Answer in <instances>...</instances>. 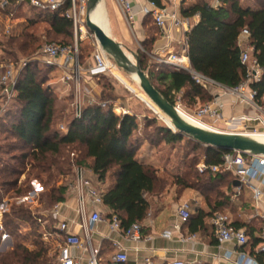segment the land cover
I'll return each mask as SVG.
<instances>
[{
  "label": "trees",
  "instance_id": "16d2710c",
  "mask_svg": "<svg viewBox=\"0 0 264 264\" xmlns=\"http://www.w3.org/2000/svg\"><path fill=\"white\" fill-rule=\"evenodd\" d=\"M9 1V9L14 10L17 18L25 20L14 35L0 40V59H29L43 43H50L44 41L43 35L31 32L40 26L60 39L57 45L74 46L72 22L64 17L67 5L50 13L24 3L15 9L16 0ZM148 1L161 6V0ZM240 1L216 0L218 5L213 7L208 2L197 0L182 8L183 18L199 17L198 23L186 33V56L193 72L225 88H234L243 82L246 75L239 59L237 38L242 29H247L249 43L253 47L252 57L262 69L261 81L251 88L257 91L264 107V0H251V4L246 6H242ZM82 43L78 38L79 63L88 57H84ZM137 55L147 79L174 107L175 95L182 92L189 99L202 101L206 98V104L211 102L209 91L197 84L189 72L163 64L157 69L148 68L143 55ZM53 71L54 68L29 63L19 75L14 99L0 117V203L5 197L18 199L27 196L32 191L30 179L41 187L40 204L46 201L53 207L64 203L69 198L68 187L73 183V168L83 167L92 172L93 182L101 192L102 206L109 212L107 219L115 215L124 230L140 223L146 217L149 199L161 195L166 185L153 167L136 157L139 148L133 136L139 128L138 116L132 112L131 115H114L111 104L115 98L111 91L105 92V85L99 86L100 80L108 77L98 76L92 79L100 90L97 103L84 106L79 119L74 117L72 92L68 95L70 108L62 123L66 133L61 132L59 121L63 117L59 114L63 110L57 111L56 97L49 85ZM102 102L107 104L106 108L99 106ZM118 111L115 108V112ZM169 129H162L166 143L173 144L188 138L194 143V149L202 150L207 166L221 164L227 151L202 146ZM200 160L195 164L194 176L188 173L177 179L174 185H178L179 190L195 191L204 198L209 212L197 209L186 221L201 229L205 219H210L215 213L225 214L232 207L231 192L238 183L229 173L206 171L199 174L197 165ZM22 176L24 179L21 181ZM60 181L63 183L59 184ZM38 216L24 203L8 207L3 225L13 241V248L0 254V264H56L57 256L49 257L51 245L43 241L41 228L36 224ZM39 218L45 222L43 217ZM45 219L44 229L49 233L56 232V222L50 216ZM232 225L236 229H246V250L252 254L259 242L263 223L250 220L248 223L235 221ZM256 257L261 259L260 255Z\"/></svg>",
  "mask_w": 264,
  "mask_h": 264
},
{
  "label": "built area",
  "instance_id": "2783aa9c",
  "mask_svg": "<svg viewBox=\"0 0 264 264\" xmlns=\"http://www.w3.org/2000/svg\"><path fill=\"white\" fill-rule=\"evenodd\" d=\"M120 12L131 28L134 25V15L132 10L133 0H115ZM172 0H161L162 6L158 7L155 3L149 2L148 8L144 9V14L152 18L155 26L161 30H166L167 22L170 21L175 26L181 25V21L174 13H169L166 6ZM88 0H16L14 8L16 9L21 4H25L30 8L37 9L44 12H57L63 9L64 17L71 20L73 25L74 46L67 47L57 45L54 43H43L33 56L29 59H19L17 61L0 59V117L7 111L10 103L15 97V89L17 86L20 73L28 66L29 63L35 62L46 67L54 68L59 66L58 60L65 59L67 66L69 63L70 71L65 72L60 78V82L66 90L71 88L72 91V108L74 117L79 119L81 117V110L86 105H93L97 103L96 97L91 90L84 89L82 86L83 74L88 79H93L98 76H106L115 79V72L119 69L115 64L108 59L104 52L99 48L94 40V51L90 58L89 65L83 69L78 64L77 57V42L81 39V34L87 35L85 27V13ZM216 2L213 7H216ZM9 0H0V40L6 39L14 35L17 27L23 23L18 22L15 12L9 9ZM83 28V30H82ZM84 32V33H83ZM79 36V37H78ZM93 38L92 35H90ZM250 34L247 29H242L237 38V46L240 49V63L245 67V79L238 86L234 88H225L209 79L196 74L187 65L184 58L169 56L167 58H158V63L172 66L177 69H183L189 72L192 79L207 90L212 89L216 94L212 95L210 103L198 107L194 113L189 116L206 129L216 132H223V127L227 128L226 121L222 117V103L220 98L224 96L232 97L235 104L240 105L252 112L251 115H242L239 117H232L230 122H238L239 134L255 135L264 134V107L260 104L257 97V91L251 88V85L257 84L262 79V69L258 66L252 57L253 47L249 43ZM117 81V80H116ZM70 91V90H69ZM101 108H106L105 102L99 103ZM118 108V113L115 108ZM179 111V107L175 106ZM111 111L114 115H131V112L124 109L116 103L111 104ZM59 130L66 133V128L60 125ZM72 157L74 154L71 155ZM197 171L203 174L210 171L216 173H229L233 175L238 185H247L251 192V200L255 209H258L259 203L263 198V192L259 187L252 186L251 181H258L261 186H264V156H251L239 152H226L222 156L220 165L207 166L205 159L202 158L198 165ZM74 178L73 183L68 187L69 198L75 202L76 215L80 220L81 225H94L95 223L107 222L110 232H117L128 241L139 242L141 240L140 223H134L127 229H122L119 219L112 215L108 221L103 219L101 213L96 210L97 206L102 205L101 192L94 184L92 179V172L83 167L73 168ZM32 195L35 192H30ZM240 195V188H235V196ZM38 196V192L36 196ZM20 200V198L18 199ZM92 207L88 213L87 205ZM68 209L66 202L54 205L49 211L48 216L56 222V232L49 233L46 230L42 233L44 242H48L50 238L56 237L60 241L56 244L58 254L56 264H82L79 257L72 254L73 249L80 250L83 248L84 242L69 231V225L72 223L63 217V211ZM8 211L7 202L2 200L0 203V245H4L11 241L10 235L5 230L3 225V217ZM178 218L181 222L188 221L190 216V203H181L176 210ZM40 224V220L37 221ZM210 225L213 230L214 238L217 247L220 251L223 250V245L233 243V250H224L223 259L230 264H264V226L259 233V242L251 254L246 250L247 236L241 229H236L227 214L215 213L210 218ZM179 229V226L175 227ZM163 236H167L165 234ZM87 241L89 239L87 237ZM116 249L115 255L111 260L115 264H124L127 262L126 253L119 247L117 243L113 244ZM98 250H91L87 264H98L97 260ZM256 254V255H255ZM260 255L259 260L256 256ZM143 264H152L150 259H145ZM167 264H184L179 260H173Z\"/></svg>",
  "mask_w": 264,
  "mask_h": 264
},
{
  "label": "crops",
  "instance_id": "0c3cea01",
  "mask_svg": "<svg viewBox=\"0 0 264 264\" xmlns=\"http://www.w3.org/2000/svg\"><path fill=\"white\" fill-rule=\"evenodd\" d=\"M197 0H172L167 6L169 13H174L181 21V25L175 26L170 21L167 22L166 30H159L152 18L144 14V9L148 8V0H133L132 10L134 15V25L129 27L125 22L120 9L115 0H103L99 5L104 12L106 22V30L110 38L115 42L133 49V45L143 52L148 68L157 69L160 63L158 58H167L169 56L184 58L190 67L186 56V33L189 32L199 21L198 15L183 18L181 15L182 8H186L194 4ZM212 6L216 0H203ZM101 2V3H102ZM161 6L163 3L160 1ZM109 18V19H108ZM129 30V32L127 31ZM105 30V31H106ZM130 34V35H129ZM80 41L88 40L87 35H82ZM90 55L78 64L85 69L89 63L91 55L94 51V38L90 41ZM132 46V47H131ZM142 47L148 48V50ZM134 50V49H133ZM59 66L52 72L56 76L57 84L68 92H72L71 88L67 91L66 87L60 82V78L65 72L70 71L69 63L65 59L58 60ZM162 65V64H161ZM122 87L139 103L136 95L122 82L119 72H116ZM82 86L84 89L91 90L93 95L98 98L100 90L96 87L92 79H88L83 74ZM210 95L214 96L216 92L212 89L208 90ZM181 94V93H179ZM222 103V117L227 123V128L223 127V133L239 134V124L230 122L232 117L242 115H251L252 112L243 106L235 104L232 97L224 96L220 98ZM117 108V107H116ZM118 109V108H117ZM250 184L259 187L264 195V186L258 181H251ZM240 195L235 196V189L232 190L230 200L232 207L224 213L230 217L232 223L235 221L248 223L254 220L256 223L262 222L264 226V196L259 203L258 209H255L251 200V192L247 185H238ZM236 186V187H237ZM235 187V188H236ZM188 193H185V192ZM190 203V213L195 214L196 210L208 213L204 198L199 196L192 190H179L176 186H169L158 197L149 199V208L146 217L140 222L141 240L132 242L124 239L120 233L110 232L107 222L95 223L94 225H81L76 215V205L73 199L68 198L66 201L68 209L63 211V217L72 222L69 225V231L79 236L84 242L83 248L80 250L73 249L72 254L80 258L82 264H87L91 250H98V264H115L111 258L116 253L113 244L117 243L119 247L126 253L127 262L124 264H143L145 259H150L152 264H167L173 260H179L184 264H230L223 259L224 250H233L234 244L227 243L223 245L220 251L214 238L213 230L210 225V219H205L204 227L197 228L195 224L189 222H181L178 218L177 207L183 203ZM88 213L92 207L87 205ZM103 219L108 221L109 212L102 205L97 206ZM179 226V229L175 227ZM234 226V225H233ZM235 227V226H234ZM246 232L245 228H240ZM168 234L167 236H163ZM258 234H254L257 236ZM87 237L89 242L87 241Z\"/></svg>",
  "mask_w": 264,
  "mask_h": 264
},
{
  "label": "rangeland",
  "instance_id": "374dc122",
  "mask_svg": "<svg viewBox=\"0 0 264 264\" xmlns=\"http://www.w3.org/2000/svg\"><path fill=\"white\" fill-rule=\"evenodd\" d=\"M103 1V0H102ZM103 6V2L101 3ZM240 4L242 6H246L247 4H251V0H241ZM100 9L99 5L97 8L90 14V19L92 20V17L95 12ZM109 19V18H108ZM25 18H18V22L24 21ZM105 22H108L105 19ZM109 23V22H108ZM106 28V27H105ZM83 30V28H82ZM106 30V29H105ZM129 32V30L127 29ZM32 33L35 35H43L44 41L54 43L56 44L60 39H57L53 35H51L46 28L43 26L35 27L33 30H31ZM84 33V32H83ZM87 38L88 40L82 43V47L84 49V57H87L90 55L91 47H90V41L93 39L90 37V33L86 30ZM105 33L108 35L107 30ZM130 33V32H129ZM74 35V34H73ZM83 34H81V37ZM130 35V34H129ZM2 40V39H1ZM66 43H69V40L64 39ZM62 41V40H61ZM123 46V45H122ZM125 47V46H123ZM132 47V46H131ZM133 49H129L133 51L136 54L143 55V52L141 50L137 49L136 45H133ZM128 49L127 47H125ZM145 50H148L146 47H142ZM133 61V59H132ZM134 62V61H133ZM121 76V80L123 83L127 85V87L138 96L141 95L144 97L142 91H140L139 86L135 83L136 79L133 75H127L123 73L122 71H118ZM49 85L52 89V95L56 97V103H57V111L63 110L59 115L63 117V120L59 121V125H62L64 120L66 119V116H68L67 112L69 110L70 102L68 101V92H65V90H62L61 85L59 86L56 82V76L54 77L53 74H50L49 78ZM105 85V92L108 94L109 91H111V96L115 98L114 103L116 105L123 107L124 109L129 110L133 114L138 116V122H139V128L138 131L133 136L134 140L136 141L138 145V151L136 153V157L139 161L142 163H145L147 165H150L157 171V176L160 180H162L165 185L166 189L169 186H176L177 189H180L178 185H174L177 182V179H180L190 173V176H194L195 174V164L198 160L202 158V150L201 149H194V143H192L188 138H183L182 141L177 143H166V139L164 138V132L162 129L167 128L164 123L162 122L163 118L161 115H158L153 110V115L151 112V108H149L146 103H139L134 97H132L116 80L112 78L108 79H101L100 84ZM99 89V88H98ZM212 98V96H211ZM175 106L179 107V112L181 113L182 117H184L187 121L192 123L188 116H191L194 111L200 107L206 105V98L202 101L199 100H192L183 94H177L175 95ZM149 110V111H148ZM233 124H238V122H232ZM60 127V126H59ZM172 131H174L171 128ZM261 136H264L263 134H257L255 136H252L253 138H260ZM78 154V152H77ZM27 178V175L25 174V179ZM23 176L21 177V181L23 180ZM190 181H193L191 178ZM30 185L32 187V190L35 192V194L29 193L27 196H21L20 200L10 198L6 199V197L3 199L7 202V207L10 205H18L20 203H24L27 207L30 208L32 213L39 215L36 218V224L40 226V231L44 232V225L47 224L46 219L49 211L51 210L52 206L46 204V201L39 203V196L42 193L41 187L39 184L30 179ZM63 183L62 181L59 182ZM108 185V182H107ZM32 192V191H31ZM38 192V196H36V193ZM185 193H188L187 191ZM232 193V192H231ZM211 197H213L211 195ZM43 217V220L45 222H42L39 217ZM40 220V224L37 222ZM60 241V239L56 237H52L49 239L48 243L51 245V250L49 251V257L58 254V250L56 247V244ZM13 248V241L11 239L10 242L0 245V254L7 253L11 251Z\"/></svg>",
  "mask_w": 264,
  "mask_h": 264
},
{
  "label": "water",
  "instance_id": "95a60500",
  "mask_svg": "<svg viewBox=\"0 0 264 264\" xmlns=\"http://www.w3.org/2000/svg\"><path fill=\"white\" fill-rule=\"evenodd\" d=\"M101 2L102 0H88L87 2L85 13V27L87 31L93 36L95 42L108 59L120 71L127 75H135L137 77L139 89L169 119L174 132L185 135L208 148L227 152H239L251 156H264V144L258 142L250 135L211 131L195 126L185 120L177 108L171 105L147 79V76L140 68L138 55L115 42L90 21V14Z\"/></svg>",
  "mask_w": 264,
  "mask_h": 264
},
{
  "label": "bare ground",
  "instance_id": "6f19581e",
  "mask_svg": "<svg viewBox=\"0 0 264 264\" xmlns=\"http://www.w3.org/2000/svg\"><path fill=\"white\" fill-rule=\"evenodd\" d=\"M90 21L96 25L97 27H99L104 33H105V27H106V22H105V15H104V12L102 10H98L97 12L94 13L93 17H92V20L90 19ZM106 34V33H105ZM107 35V34H106ZM136 79V84L138 85V79L135 75H133ZM115 79L117 80V82L122 85L119 77L117 76L116 72H115ZM141 91V90H140ZM144 95V94H143ZM136 98L139 99L141 102L143 103H146V105L151 108V111L153 110L155 113H157L158 115H161V117L163 118L162 122L164 123V125L167 127V128H172L173 129V126L171 125L169 119L164 116L149 100L148 98L144 95L141 96L138 94V96L136 95ZM152 111V112H153ZM180 113V112H179ZM181 114V113H180ZM185 117V116H184ZM183 117V118H184ZM186 118V117H185ZM184 118V119H185ZM189 120L192 122L191 124L195 125V126H198L200 128H204L206 129V127L200 125L198 122L194 121L193 119H191L189 116H188ZM186 120V119H185ZM189 122V121H188ZM190 123V122H189ZM174 130V129H173ZM257 135V134H255ZM255 135H250L251 137L252 136H255ZM264 135V134H263ZM256 139L258 142L260 143H263L264 144V136H261L260 138H254Z\"/></svg>",
  "mask_w": 264,
  "mask_h": 264
}]
</instances>
